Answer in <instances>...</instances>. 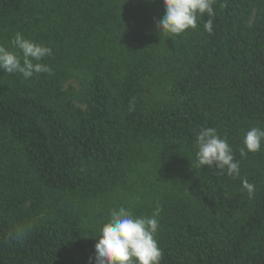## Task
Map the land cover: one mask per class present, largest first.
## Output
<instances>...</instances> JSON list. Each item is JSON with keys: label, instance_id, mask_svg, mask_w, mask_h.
I'll use <instances>...</instances> for the list:
<instances>
[{"label": "trees", "instance_id": "trees-1", "mask_svg": "<svg viewBox=\"0 0 264 264\" xmlns=\"http://www.w3.org/2000/svg\"><path fill=\"white\" fill-rule=\"evenodd\" d=\"M0 264H264V0H0Z\"/></svg>", "mask_w": 264, "mask_h": 264}]
</instances>
